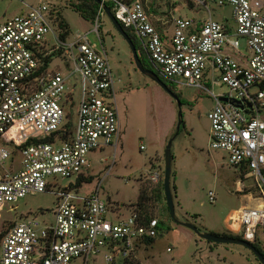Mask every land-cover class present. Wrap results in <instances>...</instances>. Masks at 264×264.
I'll return each instance as SVG.
<instances>
[{
	"label": "built area",
	"instance_id": "1",
	"mask_svg": "<svg viewBox=\"0 0 264 264\" xmlns=\"http://www.w3.org/2000/svg\"><path fill=\"white\" fill-rule=\"evenodd\" d=\"M191 1L207 16L201 21L175 17L168 34L153 25L142 0H100L94 30L98 32L104 6H109L139 41L159 77L210 95L209 147L226 153L227 163L240 176L238 191L257 202L231 213L230 230L264 247L262 3ZM211 4L231 7L233 31L212 18ZM23 5L25 10L8 18L0 14V206L44 192L55 195L56 202L52 221L26 217L7 229L0 238V264H69L77 258L89 264L90 257L102 253L106 264H131L138 245L158 235L157 218L144 220L134 209L123 215L118 206L110 208L99 195V184L88 193L73 187L80 175H89L88 153L106 146L115 150L120 137L106 51L100 39V46L90 42L88 32L60 39L49 4ZM237 37L245 38L243 49ZM55 54L68 75L50 70L53 57L42 69L45 59ZM74 76L80 88L77 119L64 139L67 123L72 126L73 98L67 82ZM219 80L228 88L226 93L206 87L213 88ZM30 139L39 141L26 144ZM55 177H74V182L53 190L55 183L48 179ZM158 179L153 171L151 180ZM245 179H253V184L245 187ZM208 198L215 201L212 191Z\"/></svg>",
	"mask_w": 264,
	"mask_h": 264
},
{
	"label": "rangeland",
	"instance_id": "2",
	"mask_svg": "<svg viewBox=\"0 0 264 264\" xmlns=\"http://www.w3.org/2000/svg\"><path fill=\"white\" fill-rule=\"evenodd\" d=\"M153 25L162 33L170 34L175 17H206V10L192 8L190 0H142ZM262 12L264 13V0ZM0 14L7 11V17L25 10L27 5L39 2L54 7L67 21L70 37L88 34V39L106 51L114 76L115 100L119 116L120 137L114 150L111 146L88 153L90 167L87 171L93 181L83 184L80 193H88L99 184V195L110 208L118 206L121 214L128 215L134 209L141 189L148 200L149 213L158 218L162 204L155 195L159 180L164 173V150L171 141V192L177 220L194 225L202 233L217 235L233 234L230 230V215L243 206L242 192L238 191L236 181L238 171L227 163L226 153L209 147L208 131L210 122L207 113L213 106L210 95L194 87H178L162 79L156 70L148 65L147 54L141 48L145 70L151 71L163 81L173 95L183 101L179 107L176 99L157 81L143 73L136 65L131 48L126 39L105 15L99 18L98 32L94 23L83 19L72 7L71 0H1ZM212 18L226 22L234 30L230 6L211 4ZM193 9V10H191ZM160 21H156L155 18ZM52 39L51 36H48ZM240 49L245 38L237 37ZM137 40V39H136ZM138 52V55L140 54ZM50 70L69 74L58 55H53ZM78 77L67 82L68 93L72 95V131H74L80 96ZM74 84L76 85L74 87ZM214 93H226L228 88L219 80L213 88ZM70 109V106L66 107ZM182 122L177 128L178 113ZM18 142L22 139H17ZM143 145L144 149L140 150ZM17 164H20L18 161ZM159 173V179L151 180L152 172ZM55 183L53 190L74 182V177L49 178ZM245 187L253 184V179L243 181ZM175 186V189L173 188ZM209 191L214 193L215 201L210 202ZM248 190H245L247 192ZM252 194L254 192L251 191ZM55 195L50 192L28 194L15 202L0 206V233L12 224L35 217L40 222L52 221ZM251 204H257L255 200ZM164 226L151 244L140 246L134 264H260L253 253L244 246L233 243L208 242L190 228L175 222L170 215L162 217ZM69 264H83L77 258ZM89 264H106L103 253L90 257Z\"/></svg>",
	"mask_w": 264,
	"mask_h": 264
},
{
	"label": "trees",
	"instance_id": "3",
	"mask_svg": "<svg viewBox=\"0 0 264 264\" xmlns=\"http://www.w3.org/2000/svg\"><path fill=\"white\" fill-rule=\"evenodd\" d=\"M71 1H72L73 9L75 11H77L83 19L94 23V21L97 17V13H98V8H99L98 3H96L94 0H71ZM51 14L53 15L52 19H53L54 29H55L57 35L59 36V38L62 40L69 38L71 31H70V27H69V24L67 23V21L62 17L61 13H59L57 10H55L54 7H52V9H51ZM120 25L123 28V30L127 33V35L131 38L137 52L140 53L141 48L138 45L136 37L134 36V34L130 31L129 28L125 27L122 23H120ZM52 57H53V55H50L45 59V66L42 67V69H45L48 66V62L52 61ZM139 59H140V62L142 64L143 68H145V64L143 62V56L141 53L139 54ZM146 60L148 62V59H146ZM148 65H150V64L148 63ZM180 102L182 105L183 101L180 100ZM66 128H67L66 133L63 135L64 139L68 138V136L72 132V127H70V122L67 123ZM36 141H39V140L30 139L26 142V144H30V143L36 142ZM92 181H93V177L91 175H88L87 177L80 175L76 179V183H75V185H73V187L74 188H80L83 186V184L90 183ZM158 183H159V189L156 192L155 199L157 200V202H160L162 204V213L159 214L160 216L157 218V220H158L157 230H158V234H159L166 227V226H164V221H163L162 217L165 216L166 214L169 216V209H168V206L166 204V198L164 195L163 179H160ZM173 188L175 189V186H173ZM148 200H149V198L147 197L145 190L141 189L140 194H139V198H138V200L134 206V210L137 211L139 213V215L144 220H147L150 217H154L149 213L150 207L148 205ZM169 229H170V227L167 226L165 230H169ZM6 231L0 233V238L6 233ZM221 236L241 239L240 236L233 235V234H222ZM153 241H154V238H151L148 241H146V244H151ZM252 245L264 257V247H261L258 243H253ZM255 259L257 260L256 257H255Z\"/></svg>",
	"mask_w": 264,
	"mask_h": 264
},
{
	"label": "water",
	"instance_id": "4",
	"mask_svg": "<svg viewBox=\"0 0 264 264\" xmlns=\"http://www.w3.org/2000/svg\"><path fill=\"white\" fill-rule=\"evenodd\" d=\"M96 3H100V0H94ZM104 11L106 16L110 19V21L112 22V24L114 25V27L120 32V34L126 39V41L128 42L132 54H133V59L137 65V67L145 74H147L148 76H150L153 80L157 81L168 93H170L177 101L178 106H181V102L180 99L178 97H176L175 95H173V93L171 92V90L167 87V85L161 81V79L157 76V74L145 70L140 62L139 59V55L138 52L131 40V38L127 35V33L123 30V28L121 27L119 21L114 17L111 9L109 6H104ZM182 113L181 111H179L178 113V123H177V128H179L181 122H182ZM171 141H169L167 143V145L165 146V150H164V173H163V189H164V195L166 198V204L168 206L169 209V215L170 217L177 223L188 227L190 229H192L197 235L198 237L208 241V242H214V243H233V244H239L241 246L246 247L247 249H249L253 255L257 258V260L260 262V264H264V257L262 256V254L249 242L243 240V239H238V238H233V237H224L221 235H217V234H213V233H202L200 232L194 225L187 223V222H182L176 219L175 217V211H174V204H173V198H172V192H171Z\"/></svg>",
	"mask_w": 264,
	"mask_h": 264
},
{
	"label": "crops",
	"instance_id": "5",
	"mask_svg": "<svg viewBox=\"0 0 264 264\" xmlns=\"http://www.w3.org/2000/svg\"><path fill=\"white\" fill-rule=\"evenodd\" d=\"M190 2L192 3V8L194 9V11H196V9L195 8H198V7H196L195 5H194V3L190 0ZM193 9H191V10H193ZM211 12V11H210ZM3 18H8L6 15H7V11L6 10H4L3 12ZM151 16V15H150ZM206 16H207V13H206ZM211 16H212V14H211ZM194 19L195 20H197V21H201V20H203L204 19V17H194ZM155 20L156 21H160V19L159 18H155ZM217 21H219V20H217ZM219 22H221V21H219ZM173 23V22H172ZM221 23H227V21L226 22H221ZM172 30V29H171ZM171 32V31H170ZM90 42H92V41H90ZM93 43H95V42H93ZM97 44V43H96ZM245 196V195H244ZM244 198H246L247 200H248V202L247 201H244L243 202V206L242 207H255L256 206V204H251V202H253V199H251L249 196H245ZM142 245H145L144 243H142V244H139L138 245V247H137V249H136V252H135V254H134V257H133V259H132V261H131V264H134V261L135 260H137V252H138V249L140 248V246H142Z\"/></svg>",
	"mask_w": 264,
	"mask_h": 264
},
{
	"label": "flooded vegetation",
	"instance_id": "6",
	"mask_svg": "<svg viewBox=\"0 0 264 264\" xmlns=\"http://www.w3.org/2000/svg\"><path fill=\"white\" fill-rule=\"evenodd\" d=\"M115 104H116V100H115ZM117 107V106H116Z\"/></svg>",
	"mask_w": 264,
	"mask_h": 264
}]
</instances>
